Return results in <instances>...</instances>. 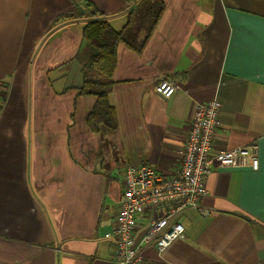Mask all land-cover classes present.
Here are the masks:
<instances>
[{
  "label": "crops",
  "instance_id": "0c3cea01",
  "mask_svg": "<svg viewBox=\"0 0 264 264\" xmlns=\"http://www.w3.org/2000/svg\"><path fill=\"white\" fill-rule=\"evenodd\" d=\"M133 1V2H132ZM147 0H0V264H115L105 234L126 167L173 176L199 102L222 103L215 151L259 145L260 168L214 170L186 236L141 264H264V0H162L136 52L117 47L110 104L117 128L88 123L95 96H77L83 27L121 32ZM144 35L142 34V37ZM167 80L171 98L156 92ZM142 224H145V220Z\"/></svg>",
  "mask_w": 264,
  "mask_h": 264
},
{
  "label": "built area",
  "instance_id": "2783aa9c",
  "mask_svg": "<svg viewBox=\"0 0 264 264\" xmlns=\"http://www.w3.org/2000/svg\"><path fill=\"white\" fill-rule=\"evenodd\" d=\"M178 88L176 83L162 80L155 90L164 98H171ZM7 90L6 81L0 80V106ZM221 110L218 100L197 104L187 125L183 159L173 176L153 165L126 167L119 210L111 230L105 234L113 242L115 264H141L143 251L149 246L163 254L173 242L186 236L184 219L189 211L210 215L201 202L208 193L207 182L214 163L221 169L259 170L257 143L215 151Z\"/></svg>",
  "mask_w": 264,
  "mask_h": 264
},
{
  "label": "trees",
  "instance_id": "16d2710c",
  "mask_svg": "<svg viewBox=\"0 0 264 264\" xmlns=\"http://www.w3.org/2000/svg\"><path fill=\"white\" fill-rule=\"evenodd\" d=\"M162 11V0H147L121 32L111 27L99 11L94 14L99 19L91 20L83 27L86 45L78 57L87 62L84 60L83 83L76 93L78 97L91 95L97 98L94 110L87 117L93 131L98 132L102 126L110 130L117 128V117L110 104L109 91L113 86L111 77L117 63L118 45L124 42L136 52L142 51L158 24Z\"/></svg>",
  "mask_w": 264,
  "mask_h": 264
},
{
  "label": "rangeland",
  "instance_id": "374dc122",
  "mask_svg": "<svg viewBox=\"0 0 264 264\" xmlns=\"http://www.w3.org/2000/svg\"><path fill=\"white\" fill-rule=\"evenodd\" d=\"M7 93H8V91L6 92V94H7ZM6 94H5V95H6ZM5 98H6V96H5ZM5 98H4V100H5ZM3 102H4V101H3Z\"/></svg>",
  "mask_w": 264,
  "mask_h": 264
}]
</instances>
